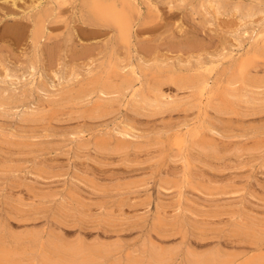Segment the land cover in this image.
Listing matches in <instances>:
<instances>
[{
    "label": "bare ground",
    "instance_id": "6f19581e",
    "mask_svg": "<svg viewBox=\"0 0 264 264\" xmlns=\"http://www.w3.org/2000/svg\"><path fill=\"white\" fill-rule=\"evenodd\" d=\"M11 1L14 4L15 0ZM168 4L173 5V2ZM213 4L210 8L218 14L221 7L215 8V1ZM73 5L80 16H86L97 27L109 29L110 33L112 30L114 37L110 38L111 41L109 39L110 45L107 43L109 50L105 49V55L100 58L99 63L78 70L68 79L58 77L55 85L46 83L39 67V47L46 36V24L52 17L53 10L46 8L47 5L42 8L38 2L33 7V15L28 17L30 26L32 25L29 33L32 54L26 64V69L30 71L29 75H26L28 79L23 84L20 83L23 75L17 79L22 86L20 89L17 85L11 89L17 81H5L8 76L0 80V111L16 110L21 114L19 124L15 127L17 130L24 124H45L47 118L50 122L65 109L79 113L77 119L83 120L82 126L91 123L106 127L105 130L98 128L92 133L82 129L70 133L69 138L64 139V143L69 147L66 152L67 165L71 158L81 155L87 158L92 155L111 158L128 167L138 166L140 163L132 164L129 160L131 154L143 155L146 162L153 161L155 165L150 166L148 175L128 177L122 181L100 185L88 177H78L75 171L69 172V169L57 175L45 169L41 162L36 164L35 161L40 155L50 152L55 146L51 141H35L37 134L32 128L29 129L30 127L25 134L7 132L11 136L0 139V146H4L6 153L11 156L34 153L30 163L19 169L21 172L24 170L25 174L44 182L61 178L64 184L69 182L70 186H83L96 193H109L110 198L119 201L118 205L122 207L127 205L125 201L132 196L133 199H140L136 207H141L144 211L141 212V217L132 222H116L114 218L102 214L86 219L80 210L67 208L65 199L77 204L78 201L71 191L66 192L64 189L60 193L50 195L48 206L43 208L46 214L43 229L16 232L6 220L0 222V264H264V232H260L258 228L256 230L253 225L242 223L244 219L251 221L254 218L243 215L239 206L230 210L215 208L210 212L205 211V216L209 218L230 215V221L220 233H229L238 238L243 236L244 240L241 242L248 244L249 251L255 253L253 256L240 252L230 253L218 243L203 251L194 250L189 238L200 240L205 230L201 224L194 222L193 218L204 215L202 211L189 210L183 204L186 189L200 197H228L237 193L242 197L246 193V186L234 192L232 185L214 186L194 179V162L221 161L232 157L235 162L252 160L258 162L260 168H264V125L245 129L242 118L248 115L240 111L242 105L264 107V30L256 32L254 37L250 35L248 39H252V46L227 67L221 68L220 56L212 57L209 66H202L200 61L196 60L195 68L188 64L175 65L168 62L148 64L140 59L134 61L131 55L133 31L137 20L141 18L138 3L133 0H73ZM151 6L154 11L155 6ZM173 8L174 6H170V9ZM236 9L240 13L243 12L241 6ZM244 13L252 15L254 10L249 7ZM242 37L243 35L240 38ZM115 43L125 46V60L115 58ZM241 47L242 45L237 49ZM45 98L46 109L36 110L35 102H43ZM176 111L185 113L183 120L174 125L176 137L170 143V158L173 162L180 163L176 168L179 173L177 176H170L167 172H157L155 181L157 194L167 198L173 194L177 195V202L170 207L163 205L159 199L154 200L146 192L153 179L152 175L156 172V161L169 151L164 137L170 125H162L151 133L142 134L141 130L131 126L130 122L135 117L146 116L145 112L152 117ZM194 111L198 113L195 118L192 114H187ZM104 118L109 119L100 123L94 122ZM192 121L195 122L191 123ZM109 123H116L111 130L107 129ZM234 126L242 133L237 136L239 140L224 150L219 143L222 139L234 137L229 134L234 130ZM52 129L49 126L45 130ZM249 140H253V143L247 144ZM3 169L13 174L18 171L16 166L10 165L4 166ZM27 191L33 198L41 196ZM249 196L254 197L252 194ZM41 197L45 198V195ZM238 202L241 203V200ZM22 208L18 209L22 213L40 210L38 204L24 205ZM166 208L173 209L174 220L166 219L162 215ZM66 218L72 219L76 225L92 224L95 228L135 224L140 233L138 238L130 243L119 238L104 240L98 236L86 240L79 234L71 240H66L61 229ZM167 229H174L175 233L180 235L179 242L169 247L161 245L155 239L164 238L163 231Z\"/></svg>",
    "mask_w": 264,
    "mask_h": 264
},
{
    "label": "rangeland",
    "instance_id": "374dc122",
    "mask_svg": "<svg viewBox=\"0 0 264 264\" xmlns=\"http://www.w3.org/2000/svg\"><path fill=\"white\" fill-rule=\"evenodd\" d=\"M3 1L0 0V80H4L5 76H8L5 81H9V79L17 81L11 89L16 85L20 89L22 87L20 83H26L28 73H30L26 69L27 61L32 54L29 39L32 25L30 26L31 23L28 17L33 15V7L38 2H40L42 8L47 5L46 8L53 10L52 17L46 24V36L42 39L39 47V67L44 81L49 85H55L58 77L62 76L68 79L78 70H84L91 64L99 63L100 58L105 55V49L108 51V48H110V38L114 37L112 30L113 35H111L109 29L99 28L86 16H80L74 9L73 0H15L14 4L11 0ZM133 1L138 3L141 8V18L137 20L132 38L131 55L134 61L140 59L148 64L164 62L175 65L188 64L195 68L196 60L200 61L202 66H209L212 57L220 56L221 68L227 67L252 46L253 41L248 37L250 35L254 37L256 32L264 30V0H261L262 3L256 0ZM213 1H215V8L221 7L218 14H215V10L210 8ZM169 2H173V5H169ZM151 5L155 6L154 11V7ZM148 6L152 8L150 9ZM170 6H174V8L170 9ZM237 6H241L242 13L238 12ZM249 7L253 8L254 14L247 15L244 13ZM132 16L136 18L134 14ZM241 35H243L242 38H240ZM114 45L115 58L125 60L127 58L125 46H120L119 43ZM241 45L242 47L237 49ZM221 68L220 70H222ZM21 75L23 77L21 82L18 83L19 80L17 79ZM171 94H173V91ZM45 100L46 98L43 99V102H35L36 110L46 109L47 102ZM258 108L259 106L247 107L245 105L240 108L242 113L248 115L242 118L245 129L250 126L264 125V107H262L263 109ZM187 114H192L194 118L198 115L197 111L188 112ZM20 115L16 110L12 112L0 111V129L3 128L0 130V133L2 132L0 139L11 136L14 132H17L14 134H19V132L25 134L32 128L35 131L34 133L37 134L35 141H51L55 146L52 147L50 152L44 154L45 156L40 155L35 161L36 164L41 162L46 167L45 169L51 170L57 175H61L69 169V172L75 171L78 177H88L100 185H108L116 180L122 181L128 177L148 175L150 166L155 165L153 161L146 162L143 155L134 154L130 155L129 160L132 164L140 163L138 166L128 167L117 163L111 158L105 159L100 156L93 157L92 155L87 158L83 155L71 158L69 165H67L66 152L69 147L64 141L69 138L70 133H76L80 129L92 133L98 128L105 130L106 127L92 125L91 123H85V126H82L83 120L77 119L80 116L79 113L65 109L55 116L54 120L48 122L47 118L45 124L43 122L34 125L24 124L21 127L22 131L21 128L15 129L19 124ZM145 115L135 117L130 122V125L141 130L142 134L151 133L162 127V125L171 126V128L168 126V132L164 137L165 142L168 143L169 151L156 161V167L154 168L156 172L153 173V179L146 189L151 198L154 200L159 199L163 205H170L171 207L173 203L177 202V195L173 194L170 195V198H167L157 194L155 181L157 172H167L170 173V176H177L179 173V169L176 168L180 166V163L173 162V159L170 158V143L176 137L174 125L183 120L185 113L182 111L166 112L149 117L150 114L145 112ZM104 119L94 122L100 123L109 118ZM115 124L109 123L107 129L111 130ZM49 126L53 129L45 130ZM7 132L12 133L8 134ZM241 133V130L235 127L229 133L234 137L222 139L219 146L227 150L233 142L239 140L237 136ZM46 135L51 136L46 137ZM246 143L252 144L253 140ZM6 152V148L0 146V222L6 220L13 231L43 229L46 215L43 208L48 206L47 201L50 200V195L60 193L64 189L66 192L71 191L78 201L77 204L65 199L67 208L80 210V213L87 217L86 219L95 218L97 215L102 214L114 218L115 220H113L116 222L120 220L132 222L134 219L141 217V212L144 211L143 208L136 207L140 199H133L132 196H129L125 201L127 205L122 207L118 205L119 201L110 198L109 193H96L83 186H70L69 182L64 184L61 178L48 182L34 178L25 174L24 170L22 172L19 170L22 166L30 163L29 161L33 158L34 153L11 156ZM6 165L16 166L17 173L5 172L3 168ZM192 166L194 167L192 177L205 184L214 186L216 184L232 185L234 192H238L246 186V193L242 197H239L240 193L230 194L228 197H200L191 190H185L184 196H186L183 202L185 207L189 210L194 209L193 211H202L201 213L204 215L193 218L194 222L201 224L205 234L201 236L200 240L189 238L192 248L196 251H203L218 243L221 248L230 253L240 252L247 256L255 255V253L249 251L246 242H241L244 240L243 236L238 238L229 233H220L230 221V215L225 214L208 218L205 213L215 208L230 210L239 206L243 215L254 218L251 221L244 219L242 223L249 226L253 225L256 230L258 228L260 232H264V168H260L259 163L252 160L244 159V162H235L232 157L221 161L194 162ZM252 167L253 171H251ZM27 190L37 195H45V198L41 196L33 198ZM250 194L254 197L249 196ZM239 200H241V203L238 202ZM31 204H38L40 210L32 213H22L18 210L24 205L29 206ZM162 215L166 219L174 220V212L171 208L164 209ZM66 219L61 227L66 240H71L79 234L86 240L98 236L101 239L104 238V240L119 238L130 243L135 241L140 233L138 226L135 224L122 227L101 226L95 228L92 224L80 223L76 225L72 219ZM175 232L174 229H167L163 231L164 238H154L161 245L169 247L180 240V235Z\"/></svg>",
    "mask_w": 264,
    "mask_h": 264
}]
</instances>
